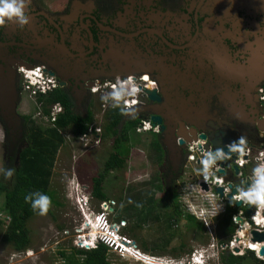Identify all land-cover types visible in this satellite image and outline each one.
<instances>
[{"label": "flooded vegetation", "instance_id": "flooded-vegetation-1", "mask_svg": "<svg viewBox=\"0 0 264 264\" xmlns=\"http://www.w3.org/2000/svg\"><path fill=\"white\" fill-rule=\"evenodd\" d=\"M27 11L29 23L23 30L15 24L0 29V78L13 76L17 110L27 94L23 70L36 67L54 80L55 88L66 92L72 110L81 116L91 110L90 87L97 80L133 74L140 87L152 81L153 87L139 97L135 119L139 123L159 117V122H150L148 131L160 148L159 161L150 165L157 176L138 184L131 197L136 185L126 189L123 185V198L136 207L140 231L145 218L158 220L157 207L165 209L167 217L162 216L161 224L170 225L174 232L171 242L178 240L180 232L200 235L209 230L200 221L203 231H197L199 221L189 212L194 199L182 202L177 188L189 166L190 152L215 148L213 140L223 148L243 136V150L264 151V120L260 119L264 116V0H31ZM187 74L194 79L192 90L180 80ZM206 86L214 91L210 97ZM152 90L154 99L142 102ZM190 94L199 110L193 119L196 127L177 113L179 99ZM0 125L5 164L10 165L25 144L24 136L12 143L1 120ZM185 129L193 132L182 137ZM180 138L184 143L178 146ZM171 139L174 156L167 149ZM201 140L202 145L197 143ZM195 163L201 167L199 160ZM222 169L218 176L224 184H239L231 160ZM176 216L184 223L180 228ZM190 217L198 223L191 226Z\"/></svg>", "mask_w": 264, "mask_h": 264}, {"label": "rangeland", "instance_id": "rangeland-1", "mask_svg": "<svg viewBox=\"0 0 264 264\" xmlns=\"http://www.w3.org/2000/svg\"><path fill=\"white\" fill-rule=\"evenodd\" d=\"M22 98L17 111L21 115L33 116L37 112L36 108L40 109V103H37L36 98L30 97L28 94L23 95ZM101 103L100 97L92 98V122L102 128L104 116L100 109ZM40 124L44 127L48 126L47 122L40 121ZM61 133L64 142L56 152L49 182V189L53 194L54 202L50 205V211L45 215L36 214L26 221L25 226L29 231L30 241L27 251L23 253L16 254L17 252L10 245L3 243L1 240L5 230V221L3 220L5 215L1 210L2 197L0 196V220L2 221L0 223V264H66L64 256H61L59 251L64 250L66 256L71 253L70 247H73V239L76 238L75 229L80 227V223L84 218L79 209L80 205L76 203L75 199L73 201V194L70 191L71 185L76 188L78 187L81 192L89 195L88 207L83 206L85 212L90 211L96 214L102 209V202L97 201L91 195V186L92 178L100 172L105 159L111 151L110 140H101L97 145L95 142H86L85 145L79 138L72 137L69 131ZM3 136L4 130L0 125V169H4L5 162H7V155H4L2 147ZM128 144L130 148L123 167L119 170L111 171L105 177L102 184V191L107 197L105 201L113 209L108 216L109 222L111 224L117 223L121 227L120 234L134 241L141 255L153 257V261H156L158 264H167V262L171 264H188V262L192 263V257L194 260L198 259L203 253H205L202 258L203 264H221L218 255L217 257L208 258L206 254H216L221 251L220 244H217L218 242L213 240L218 234L217 230H215L214 221L208 222L209 230L205 233L202 232L198 235L190 232L191 230L189 232L187 230L185 233H178V240L171 242L174 232L169 228L170 225L167 226L166 223L161 224L162 216L167 217L165 209L157 207L158 214L156 216L158 220L152 222L150 218H145L142 230L140 231L136 227L138 224L136 220V207L133 206L128 197L127 200H124L121 191L122 186L124 185L126 189L129 186L136 185L135 189L130 190L131 194L129 197H131L135 195L137 188H139L138 184L142 183L143 180H152V176L155 178L157 176L156 173L153 175L152 173L156 169H151L150 165L151 163L155 164L154 160L159 161L160 148L155 135L150 132L136 133L131 130ZM189 164L191 165V163ZM189 167H194L195 170ZM196 169L195 164L188 166L178 184L177 189L180 196L183 194L182 202L186 199H191V197L194 198L193 185L195 186L198 178ZM0 180L1 183H8L9 185L11 183L10 178L4 179L2 172H0ZM153 181L155 182L156 180L154 179ZM184 194L189 195L186 196ZM150 197L149 201L155 203ZM193 210H197V208L194 207ZM119 218L123 219L119 220ZM176 218L175 224L180 228L184 223L179 216H176ZM122 220L124 221L123 226L119 225ZM198 221L200 222L201 220ZM113 229H115L114 226ZM85 231H87V228H84L83 232ZM91 236L90 234L89 238ZM184 241L185 247L180 249V245ZM29 253L31 254L29 255ZM107 253L108 260L114 264L147 263L142 260L141 262L131 255L120 256L115 251H107ZM75 258L77 259L76 255ZM149 261H151V258H149ZM244 264H254V262L246 259Z\"/></svg>", "mask_w": 264, "mask_h": 264}, {"label": "trees", "instance_id": "trees-1", "mask_svg": "<svg viewBox=\"0 0 264 264\" xmlns=\"http://www.w3.org/2000/svg\"><path fill=\"white\" fill-rule=\"evenodd\" d=\"M36 100L37 103H40V109H36L42 115L49 116V107L55 103L61 105L63 111L55 116L54 121L51 122V126L46 127L42 126L37 118L21 115L25 144L17 152L18 157L15 154L10 159V165H4V169L13 168L15 171L10 178V185L8 183H1L0 180L1 210L5 215V218H3L5 230L1 240L3 243L10 245L16 252H21L28 247L30 241L29 231L25 224L28 219L37 214L30 207V203H25L24 196L28 193L39 191L41 194L49 197L50 205L54 202L53 194L49 189V182L56 152L64 142L61 132L67 130V132L71 133L72 137L78 138L86 132L88 124L93 123L92 109L87 110L86 116L74 113L66 92L60 88L38 95L36 96ZM103 116L104 123L100 139L110 140L111 151L105 159L100 172L92 178L91 186L92 197L100 202H104L107 199L102 191L105 177L111 171L119 170L123 167L130 148L128 144L129 133L131 130L135 132L138 123L135 118L122 116L118 110L113 108H108ZM50 205L47 212L50 211ZM235 212L236 208H233L228 202L226 212L215 218V230L218 232L216 236L219 240H222L217 241V244L221 245L225 243L223 240H229L233 234L235 225L232 222V216ZM121 219L123 218H119V220ZM189 220L191 226L198 223H195L193 217H190ZM196 227L197 231H203V224L201 222ZM70 248L71 253L67 256L64 250L59 251L60 255L64 256L66 264H114L107 258V251L109 249L102 244L90 250H82L75 247ZM246 259L253 261L254 264H264V261L256 259L253 252L250 251L241 256H233L224 252L220 253L221 264H244Z\"/></svg>", "mask_w": 264, "mask_h": 264}, {"label": "built area", "instance_id": "built-area-1", "mask_svg": "<svg viewBox=\"0 0 264 264\" xmlns=\"http://www.w3.org/2000/svg\"><path fill=\"white\" fill-rule=\"evenodd\" d=\"M39 69V67H36L32 70H23V74L25 76L26 81L24 83V89L30 97H36L41 94H46L48 91L56 87V83L52 78L45 79L40 74L41 72H36ZM121 78L123 79L124 77ZM115 82L116 78L95 81V83L90 87V93L92 95V98L94 99L97 97H101L102 94H106L107 92L111 91L112 87L115 85ZM134 82L140 87V85L136 82V79H134ZM93 89H95V91ZM261 100L264 101V93L261 96ZM139 103L141 102L138 99L137 104L132 105V107H136ZM108 108H112L109 103L102 102L100 104L102 115ZM61 109V105L56 103L50 107L49 116L42 115L39 111L35 113V116L42 118L47 123H51L52 121H54L55 116L59 112H61ZM150 122L151 121L145 119L140 120V122L137 123L135 132L140 133L150 131L152 129ZM145 124H147V127H145ZM101 132L102 128L100 126L91 123L88 124L86 132L81 134L78 138L80 141L84 142L85 145L86 142H95V144L97 145L101 141ZM189 144L192 143L190 142ZM188 147L192 149L191 145H188ZM200 157L201 151L199 149L197 150V152L191 151L187 161H189L191 165L195 164V167L199 169L200 167L196 165L195 161L196 159L197 161L200 160ZM233 163L239 168V172L235 176L236 178L241 179L239 180V184H237L236 186L234 185L235 187H231L227 184H224L222 178H220L218 175H215L217 179H213L212 177H210L207 182L203 181L202 176L198 175V178L195 182V186L193 185L194 192H196V194L194 195V199L196 201L194 207L197 208V210L192 209V215L195 216L198 220L204 222L206 228H208V222L215 221V218L221 216L226 212L227 202H230L227 195L230 194L233 189L236 190L237 187H243L246 190L248 187L251 186L252 180L254 179L253 169L257 166L264 165V151L262 149H258L257 152L250 153L248 149H244L243 154L239 152V154L234 157ZM191 165L189 164V166ZM189 168L194 169V167ZM243 174L245 178H242ZM200 182H204L209 186L207 191L201 190ZM244 182H248L249 186H244ZM216 187L222 188V196L215 191ZM225 188H228L229 191L224 192L223 189ZM235 201L238 200H236L235 195L232 194V207L236 208V212L232 216V222L235 225V228L233 230L234 232L229 238L228 244H223L220 246L221 251L219 253H216V257L218 255L220 261L219 254L221 252H224L225 254H227L228 252V254H231L233 256H241L248 253L250 250L254 253V256L257 259L264 261V255L261 256L257 254L259 253L261 246L264 245V242H253L251 233V231L264 232V208H258L254 205L251 214L247 215L245 209L248 204L241 202V205L236 206ZM101 208V211L96 214H93V216L96 218L95 223H92V221L89 219V215L91 212L87 213L86 219L80 223L79 228L75 229L76 238L73 239L72 246L77 249L88 250L91 247H95V241L100 239L101 241L106 243L108 247H110L109 251H115L120 256L127 254L131 255L133 258L139 261L142 260L149 264H156V261H153L154 259H152L153 257H148L144 254L141 255V253L137 250L134 241L120 234L121 227H119L117 224H111L109 222L108 216L110 213L108 212V210L110 208V205L107 202H102ZM238 217L240 218V220L237 219ZM257 221L260 222L258 223ZM91 224L95 226L94 228L96 230L95 236L89 238V235L91 233ZM113 226L115 227V229H113ZM84 228H87V231L83 232ZM213 240L218 241L219 239L216 236V238ZM250 244L255 245L257 247L249 248L248 245ZM149 258H151V261H149ZM167 264L170 263L167 262Z\"/></svg>", "mask_w": 264, "mask_h": 264}, {"label": "clouds", "instance_id": "clouds-1", "mask_svg": "<svg viewBox=\"0 0 264 264\" xmlns=\"http://www.w3.org/2000/svg\"><path fill=\"white\" fill-rule=\"evenodd\" d=\"M30 3L31 0H0V29L15 24L18 29L23 30L24 27L29 23V15L27 10L29 8ZM36 72L37 73L40 72V69L37 70ZM40 74L42 75L43 78L47 79V77L44 76L42 72ZM143 78L145 80H148L147 75H144ZM152 87L153 84L152 81L150 80H148V83L145 84L143 87H139L134 82L133 74H129L123 79L118 75L116 77L115 85L112 87L111 91L107 92L106 94H102L100 99L102 102L109 103L113 109L118 110L120 115L135 118L138 109L132 107V105L137 104V100L139 99V97H141V94L145 91V89H151ZM93 90L95 91V89ZM35 113L32 117H36L39 121L45 122L42 118L35 116ZM49 114H50V107H49ZM260 119L264 120V116H261ZM48 126H51V123H48ZM145 127H147V124H145ZM197 143L202 145L203 141L201 140L198 141ZM244 145H245V138L243 136H240L237 139V141L224 145V147L228 149L227 152H225L221 147H215L213 149H204L203 147H201L200 149L201 157L199 160L201 167L196 170L197 174L202 176V179L205 182H207L210 177H212L213 179H217L215 177V171L218 170L217 162L228 159L229 155L232 152H240L241 154H243ZM193 146L195 147L196 145ZM14 171L15 169L13 168L0 169V172L3 173V177L5 180L11 178L13 176ZM253 177L254 179L252 180L251 186L248 187L246 190L243 187H237L236 192L234 193L235 198L236 200L241 201L243 203H247L249 205H255L258 208H264V165L257 166L253 169ZM70 191L73 194V201L75 199L76 203L80 205L79 207L80 212L82 213V216L85 218L87 213H90V211L85 212L83 208V206L88 207L87 205L90 198L89 195H87V193L81 192L78 189V187L76 188L73 187L72 185L70 187ZM223 191L228 192L229 189L225 188L223 189ZM24 201L25 203H30V207L33 209V211L37 212V214L41 216L47 213L50 205L49 197L45 194H41L39 191L26 194L24 196ZM229 201H230L229 205H232L231 198L229 199ZM93 214L95 213L93 212L90 213V215H92L94 220L93 218L92 220L91 219L90 220L92 221V223H95L96 218L93 216ZM84 218L83 220H85ZM257 222L259 223L260 221ZM120 223L121 224L119 225L123 226L124 221L122 220ZM94 236L95 234L92 235L91 237ZM95 244H96L95 247L99 244H102L106 246L108 249L110 248L106 243H104L100 239L95 241ZM95 247H91L88 250L93 249ZM248 247L255 248L256 246L250 244L248 245ZM27 249L28 247L22 250L21 252H17L16 254L23 253L27 251ZM30 254L31 253H29V255ZM204 254L205 253H203L200 258L195 259L196 261L192 257V263L188 262V264H203L202 258L204 257ZM206 254L208 258H212L214 256L216 257V254L213 253H206ZM257 254L259 255V253ZM156 264L158 263L156 262Z\"/></svg>", "mask_w": 264, "mask_h": 264}, {"label": "water", "instance_id": "water-1", "mask_svg": "<svg viewBox=\"0 0 264 264\" xmlns=\"http://www.w3.org/2000/svg\"><path fill=\"white\" fill-rule=\"evenodd\" d=\"M189 72V71H188ZM2 75H0L1 77ZM12 75L10 76H6L5 78H0V120H1V124L3 125V127L5 128V130H7V132L9 133V138L11 139V142H15L18 138H22L23 137V120L20 116V114L17 111V105H18V93L15 89V85L12 79ZM180 80L183 84L184 87L189 88V89H193L191 84H193L194 79L192 78V75H182L180 77ZM211 83V82H210ZM63 83H61L60 85H62ZM207 89V97H210V95H212L214 93V91L210 88L209 86H206ZM154 94H155V90L152 91H147L146 93V97L143 99L142 98V102H146L148 100H153L154 99ZM180 105H178V110L177 113L181 114V116H183L187 121L188 124L191 126H195L196 127V122L193 121V119L196 117L197 113H198V108L196 106L193 105L194 102V98L193 95L190 94V97L188 98H181L179 99ZM206 104H202V106L205 107ZM208 105H206V109H207ZM136 108V107H134ZM172 113L175 111H171ZM196 119H199L198 117ZM151 122H159V117L156 116H152L151 117ZM161 128H163V126H161ZM193 132L192 130H183V132L181 133L182 137H186V134H188ZM200 138H205L204 135H200ZM174 139V138H173ZM173 139H171L172 141H170V145L167 146V149L170 151V154L172 156H174V152L176 151V148H174V142ZM186 140V139H185ZM188 142H190V140H186ZM184 140L182 138L177 140V144L178 146L183 145ZM212 144L214 147L217 146V142L216 141H212ZM200 148V146L198 147ZM223 150L225 152L228 151V149L226 147H223ZM173 153V154H172ZM228 157V159H225L223 161H218L217 164H219L221 167L224 166V164L226 163V161L231 160L233 162L234 157L236 156L235 152H232ZM18 157V156H17ZM234 164V163H233ZM239 168L234 165V171L235 173H238ZM218 173H223V169H219ZM202 188L207 190V185L205 184H201ZM249 185L246 184V187H248ZM215 191L222 196V188L220 187H216ZM236 192L235 189H233L231 191L230 194L227 195V197L230 199L231 195L234 194ZM235 205L239 206L241 205V201H235ZM254 205H247L245 212L247 215L251 214L252 208ZM109 211H112V208H109ZM237 219L240 220V218L238 217ZM252 233V241L253 242H259L262 243L264 242V232H256V231H251ZM228 254V252H227ZM259 255H264V245L261 246L260 250H259Z\"/></svg>", "mask_w": 264, "mask_h": 264}, {"label": "bare ground", "instance_id": "bare-ground-1", "mask_svg": "<svg viewBox=\"0 0 264 264\" xmlns=\"http://www.w3.org/2000/svg\"><path fill=\"white\" fill-rule=\"evenodd\" d=\"M222 168H223V167H221V166L219 165L217 169L219 170V169H222ZM218 170L215 171V175L222 174V173H218ZM201 184H205V185H207V184L204 183V182H200V188H201V190H202V191H207L208 188H209V186L207 185V190H205V189L202 188ZM195 194H196V192H195ZM195 194H194V195H195ZM194 198H195V197H194ZM194 198L192 197L191 199H194ZM195 202H196V201H195V199H194V203H191V204H190V210H189L190 215H192V209H193V207L195 206ZM81 207H82V206H81ZM86 217H87V215H86ZM92 218H93L92 215H90V216H89V219H92ZM93 220H94V218H93ZM94 227H95V226H93V224H91V227H90V228H91V231H90V232H91V233H90L91 235L95 234V229H94ZM228 242H229V240L225 241V243H223V244H226V245H227ZM223 244H221V245H223ZM221 245H220V246H221ZM256 247H257V246H256Z\"/></svg>", "mask_w": 264, "mask_h": 264}]
</instances>
